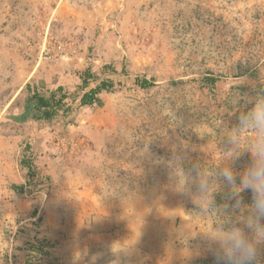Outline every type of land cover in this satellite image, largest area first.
<instances>
[{
  "label": "rangeland",
  "instance_id": "obj_1",
  "mask_svg": "<svg viewBox=\"0 0 264 264\" xmlns=\"http://www.w3.org/2000/svg\"><path fill=\"white\" fill-rule=\"evenodd\" d=\"M86 69V88L114 83L100 104L79 105ZM206 72L220 76L212 91L197 82ZM27 84L45 95L63 86L69 110L34 120ZM258 99L264 0H0V188L20 210L3 218L8 239L84 232L103 246L98 264H216L210 234L251 215L219 172L246 164L232 159L252 136L239 117ZM22 246L0 264L18 249L25 264ZM260 249L254 264H264Z\"/></svg>",
  "mask_w": 264,
  "mask_h": 264
},
{
  "label": "clouds",
  "instance_id": "obj_2",
  "mask_svg": "<svg viewBox=\"0 0 264 264\" xmlns=\"http://www.w3.org/2000/svg\"><path fill=\"white\" fill-rule=\"evenodd\" d=\"M241 128L250 129L251 138L243 143V150L233 154V164L247 156L246 164L240 170L234 167H224L219 172V179L233 189L232 197L237 209L246 206L251 215L224 230L210 234L211 245L217 247L209 250L214 252L216 264H254L264 245V99H258L239 117ZM232 139L239 145L241 141L235 135ZM199 191L207 198L208 203H214L213 192L204 178L200 179ZM250 192L251 199L246 201L242 193ZM78 253V255H77ZM102 253L89 255V250H77L73 254V264L88 258V264H96Z\"/></svg>",
  "mask_w": 264,
  "mask_h": 264
},
{
  "label": "trees",
  "instance_id": "obj_3",
  "mask_svg": "<svg viewBox=\"0 0 264 264\" xmlns=\"http://www.w3.org/2000/svg\"><path fill=\"white\" fill-rule=\"evenodd\" d=\"M102 73L110 72L111 74H117L116 69L111 64H104L102 66ZM219 75H213L211 72H206L202 75L197 82L202 88H206L208 91H212L219 81ZM91 78H95L89 69L84 70L80 76L79 88L82 91L80 96L79 105H92L94 103L100 104L99 93L103 90H108L113 86V81L110 78H101L98 82L90 88L87 87V83ZM137 85L140 88L146 89L151 86L152 81H148L145 78L135 79ZM29 94L28 100L34 101L33 107L37 110V113L33 116L34 120L39 119H51L58 115V111L62 109L63 112H67L69 107L66 106V98L69 97L66 89L58 85L53 91H50L48 95L40 93L38 90H29V85H26ZM28 145L25 144V149H28ZM20 165L27 170L28 177H33L34 171L31 165V158L28 156H22L20 159ZM25 184H11L12 190L17 194L24 192ZM56 242L48 237L34 238L33 240H26L23 243L22 250H24V263L25 264H57L58 258L52 256L53 248Z\"/></svg>",
  "mask_w": 264,
  "mask_h": 264
},
{
  "label": "crops",
  "instance_id": "obj_4",
  "mask_svg": "<svg viewBox=\"0 0 264 264\" xmlns=\"http://www.w3.org/2000/svg\"><path fill=\"white\" fill-rule=\"evenodd\" d=\"M5 144H0V159L2 160V155H5L2 153L3 147ZM3 170L5 171L6 168L4 167ZM20 210H9L8 209V201H7V195L2 194V189L0 188V256L2 253H4L5 250H10L13 246L16 248L17 246L23 245V239L24 236L20 239L19 238V233H17L15 236H11L10 239H8L9 235L7 233V230L2 227V222L4 221V216L10 217L13 216L15 212H19ZM2 218V219H1ZM64 227V226H63ZM83 228H88V227H79L75 229H80V231ZM27 229V228H26ZM64 229V228H62ZM77 230V231H78ZM64 232V230H61V232ZM88 232L85 230V233ZM43 233L40 231V233L33 232V234H28L26 233V236L28 237V240H33L34 238H40L42 237ZM92 234V233H91ZM88 235L87 233L84 235V232H80V234L73 235L71 237H60L58 242L55 244V247L53 248L52 251V256L53 257H59L61 258L62 264H73V254L77 250L84 249L85 247L89 250V255L94 254V253H101L103 250V246L101 244H98L96 240L93 241V238H97V234H92ZM89 238H91L89 240ZM20 249H18L19 255H14V257H11L10 254L7 252L6 254L8 255L7 257H3V259L7 260L8 263L5 264H12V259L14 260L15 264H22V257H23V252ZM5 254V255H6ZM13 254H16L15 252ZM78 255V253H77ZM9 256L11 258H9ZM1 258V257H0ZM2 260V259H1ZM0 260V263L3 261ZM79 264H88V258L85 257L84 260L80 261ZM98 264V260L96 262Z\"/></svg>",
  "mask_w": 264,
  "mask_h": 264
}]
</instances>
